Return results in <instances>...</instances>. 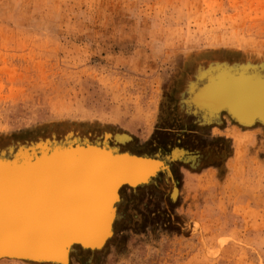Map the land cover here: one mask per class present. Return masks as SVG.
I'll list each match as a JSON object with an SVG mask.
<instances>
[{"label":"rangeland","instance_id":"374dc122","mask_svg":"<svg viewBox=\"0 0 264 264\" xmlns=\"http://www.w3.org/2000/svg\"><path fill=\"white\" fill-rule=\"evenodd\" d=\"M223 63L264 65V0H0V150L124 135L204 163L125 188L112 242L71 264H264V125L179 112Z\"/></svg>","mask_w":264,"mask_h":264},{"label":"water","instance_id":"95a60500","mask_svg":"<svg viewBox=\"0 0 264 264\" xmlns=\"http://www.w3.org/2000/svg\"><path fill=\"white\" fill-rule=\"evenodd\" d=\"M217 72L223 73L226 76L223 77L226 81L224 83L225 87L220 89L218 94L206 97V100L210 102L213 108L218 107L223 109L226 108L224 107L225 104H229L226 106L232 111L238 109L247 111L258 109L263 105L262 109L264 110L263 64L223 63L209 66L206 70L200 72L198 79H206L209 74ZM232 74H236L240 78L233 77ZM251 76L256 79H252ZM239 80L242 82H239ZM193 93L195 92L193 91ZM192 95L187 98L186 103L190 102ZM205 95L203 94L201 97L204 99ZM259 102H262L260 106L257 105ZM216 105H220V107ZM195 111L199 114L203 113L198 109ZM228 113L226 111L223 115L228 116ZM202 117L199 121L200 125L218 124L212 118L203 120ZM252 121H254V118H251L248 122ZM258 121L264 124L262 120ZM122 137L125 136L119 135L112 139L110 135H104L102 138H91L71 134L59 138L55 136L40 138L29 144H20L16 148L12 147L9 150H0V165L4 167L8 166L11 162H19L18 166H23L28 164L32 159V162L36 163L38 159L44 156L52 159V163L59 164L61 160H66L67 157H71L74 162V173H78L79 176L88 174L94 169L104 174L112 175L115 170H119L121 166H125L123 161L114 160L110 162L113 158L126 155L124 153L127 150L113 145V142L116 143L118 141L120 143L124 141ZM80 140L87 141V143H84L86 145L85 147H79V144H75V146L70 145V143H76ZM90 144H96L102 147L107 144L109 148L113 147L117 151L122 152V154L110 156L108 151L104 152L100 147L95 148L90 146ZM135 154L139 155V153ZM52 155L54 156L51 158ZM140 155L144 156L145 154ZM148 156H159L167 159V157L158 154ZM27 157L28 159H26ZM131 157L135 158V160L141 159L135 155ZM40 164L42 163L40 162ZM8 167H15V164L9 165ZM2 174L3 172H0V258H20L22 260H32L26 262L34 263L36 262L34 260H43L44 262L36 263L60 264L58 262L65 259L66 251H70L73 245L80 244V246H84L86 232L82 228L81 223L80 227H78L80 221L71 212L72 210L64 208L67 212L63 213L60 211L62 214H57L50 208L39 207V202L35 200L40 198L41 194L37 191L36 188L39 187L35 183L10 182L4 179ZM146 174H138V176H135L132 172L128 174H117L118 176L116 178L113 177L115 191L124 190L125 187L132 189L134 185L137 188L144 186L145 183H148L146 186L150 185L153 182L151 179H148L149 181L146 180ZM145 180L146 182H144ZM46 191L50 192L51 190L47 188ZM93 246H98V244L93 243ZM70 254H75V251L71 249Z\"/></svg>","mask_w":264,"mask_h":264},{"label":"bare ground","instance_id":"6f19581e","mask_svg":"<svg viewBox=\"0 0 264 264\" xmlns=\"http://www.w3.org/2000/svg\"><path fill=\"white\" fill-rule=\"evenodd\" d=\"M233 73V72H232ZM242 75V74H238ZM233 77H239L236 74H232ZM223 77V73H213L209 74L206 79H197V84L192 88L191 95L193 91V95L191 96V100L189 103H185L183 106H180L179 112L183 114V112H188L190 110L193 111L188 116L191 118V123H196L201 120H208L212 118L214 121L218 122L221 120V124L217 125H224L223 120V113L229 112L227 115L231 119L233 123L242 127H252L258 124L262 120L264 122V110L262 102H259L257 105L258 109L254 110H247L242 111L240 109L236 111H232L229 107L225 104L223 109L218 107L213 108L209 101L206 100V97L209 95L218 94V91L225 87V81ZM231 77V76H229ZM248 77V76H247ZM240 78V77H239ZM252 79H256L251 76ZM223 79V81H221ZM205 80V81H204ZM221 81V82H219ZM217 82H219L217 84ZM239 82H242L239 80ZM205 95L204 99L201 97ZM219 106L220 105H216ZM203 110H201V109ZM196 109L203 112L202 114L196 113ZM262 114V116H260ZM226 116V115H225ZM226 116V117H228ZM251 118H254V121L248 122ZM219 119V120H218ZM187 120V119H186ZM220 122V121H219ZM264 125V124H260ZM212 126V125H210ZM243 128V127H242ZM88 139V138H85ZM123 140H129L126 136L122 137ZM84 143L87 141H78L76 143H70V145L75 146V144H79L80 146H86ZM71 146V147H72ZM90 146L103 149L104 152L108 151L110 156L113 155H120L122 152L117 151L113 147H108L105 144L104 147L90 144ZM209 149V153L213 151L212 148L207 147ZM217 149V148H216ZM63 150V149H62ZM173 155L166 156L167 159H163L159 156L151 157L148 156L149 154L138 155L135 153H131L130 151H126V154L123 157H116L111 159L110 162L116 161H123L125 164L124 167H120L119 170H115L113 174L103 173L99 170H92L88 174H82L79 176L78 173H74V162L73 158L67 157L66 160H61L59 164L52 163V159H48L49 157H42L33 163L32 160L29 161L28 164L23 166H18L19 162H11L8 164L12 165L15 164V167L9 168L8 166L0 165V172H3V178L10 181V182H17V183H35L37 187V191L41 194L40 198L35 201L39 202V207L50 208L54 213L62 214L61 212H67L65 209L72 210L71 212L74 213L75 217L79 219L80 223L84 231L86 232V236L84 237V246L73 245L72 250H74L77 254L81 255L84 254L83 257L79 260H85L86 253L88 252H96L102 250L108 243L112 242L115 236L116 224L119 222L123 215L122 204L123 203V190L115 191L114 189V182L113 177H117V174H128L132 172L135 176L138 174H146V180L151 179L153 183L157 182L161 179L163 174H167L168 170L170 173H173V164L177 162H181L185 164L190 169L197 170L200 168L201 161L195 162L193 165L192 163H188L187 155H185L182 159V155L184 153L179 148H175L172 150ZM191 153V152H190ZM204 152L197 151L195 155L196 158L198 157H209V158H220V154L213 156V153H210L209 156ZM225 153L221 155L224 156ZM136 156L141 159L135 160L131 156ZM54 155L51 156V158ZM191 156V155H190ZM193 157V156H192ZM222 158V157H221ZM28 159V157L26 158ZM110 159V158H109ZM172 159V160H171ZM177 159V160H174ZM181 161H180V160ZM42 160V161H40ZM193 160V159H192ZM4 161V160H3ZM109 161V160H107ZM194 161V160H193ZM27 162V161H25ZM40 162L42 164H40ZM135 164H133V163ZM216 162V161H215ZM24 163V162H23ZM109 163V162H107ZM37 164H39L37 166ZM45 164V165H43ZM24 168V169H23ZM167 173H166V172ZM172 177V176H171ZM146 180L144 182H146ZM149 181V180H148ZM147 181V182H148ZM173 182V180H172ZM43 183V184H42ZM48 184V185H45ZM145 183L144 186H146ZM144 186H139L136 188V185L132 187V190H138L143 188ZM50 189V192H47L46 189ZM126 188V187H125ZM124 189V188H123ZM131 189V188H126ZM177 190V189H176ZM177 191L174 192L172 198H175ZM65 208V209H64ZM61 211V212H60ZM99 241V242H98ZM98 242V243H97ZM93 243L98 244V246H93ZM100 243V244H99ZM96 247H98L96 249ZM71 249L70 251H66L65 259L60 264H71ZM80 258V257H79ZM90 259V257H89ZM1 261H12V262H19V263H34V262H26L32 260H22L18 258H0ZM36 262H44L43 260H34ZM35 262V263H36ZM36 264H44V263H36Z\"/></svg>","mask_w":264,"mask_h":264},{"label":"crops","instance_id":"0c3cea01","mask_svg":"<svg viewBox=\"0 0 264 264\" xmlns=\"http://www.w3.org/2000/svg\"><path fill=\"white\" fill-rule=\"evenodd\" d=\"M219 127V126H218Z\"/></svg>","mask_w":264,"mask_h":264}]
</instances>
